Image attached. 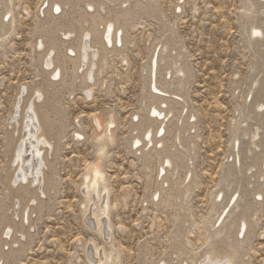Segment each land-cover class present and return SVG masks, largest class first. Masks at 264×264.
Returning <instances> with one entry per match:
<instances>
[{
    "label": "rangeland",
    "instance_id": "374dc122",
    "mask_svg": "<svg viewBox=\"0 0 264 264\" xmlns=\"http://www.w3.org/2000/svg\"><path fill=\"white\" fill-rule=\"evenodd\" d=\"M43 1H0L3 13L10 12L8 17L4 15L9 35L0 38V204L8 200L9 194L2 175L10 115L20 88L31 89L40 79L34 49L35 35L43 19L38 11ZM152 2L160 15L146 11L134 20L124 45L108 55L92 87L93 96L86 99L77 89L73 96L65 92L59 97L68 137L56 157L55 205L50 213L32 216L35 230L31 240L22 255L9 264H94L89 259L94 245L107 255L105 264H139L141 252H146L145 264H162L161 259L170 253L175 229L182 220L177 197L170 189L158 199L155 194L160 183L157 173L161 157H155L146 169L143 152L132 150L129 139L133 127L145 121L148 64L155 50L159 52L161 44L172 38L168 61L187 65L191 73L190 77L184 73L172 79L184 83L178 92L179 99L177 95L164 97L185 103L192 115L190 124L195 126L194 132L182 138L183 144L191 138L194 150L190 167L195 187L189 195L195 224L188 233L191 255L204 250L212 240L208 219L216 203L222 204L217 195L224 188L221 185L226 169L238 162L239 157L237 161L235 156L242 155L247 148L248 140L241 141L236 152L235 138L251 122L248 98L254 79L264 73V29L262 37L251 40L248 36V25L256 19L262 21L264 9L258 14L248 11V0ZM178 6L180 12H176ZM123 58L126 62L122 64ZM93 116H99L104 125L110 118L114 120L113 142L105 136L96 137ZM78 132L83 138L76 137ZM166 143L173 151V136L166 137ZM102 145L106 174L103 184L109 189L113 207L108 218L112 227L110 237L97 234L88 222L94 202L88 204V197L81 192L83 179L98 159ZM261 211L254 217L256 228L250 239L248 264H264V209ZM169 264H182L180 250Z\"/></svg>",
    "mask_w": 264,
    "mask_h": 264
},
{
    "label": "bare ground",
    "instance_id": "6f19581e",
    "mask_svg": "<svg viewBox=\"0 0 264 264\" xmlns=\"http://www.w3.org/2000/svg\"><path fill=\"white\" fill-rule=\"evenodd\" d=\"M262 2L264 0H248V11L261 13ZM3 11L0 6L2 39L10 32L4 20L10 12ZM38 11L43 19L35 35L34 51L40 79L31 89L23 87L18 91L6 136L7 159L2 181L9 194L8 200L0 204V264L12 263L22 255L35 230L32 216L50 213L55 205L58 189L56 157L68 137L65 114L58 106L59 97L65 92L73 96L78 89L82 97L91 98L92 87L106 65L108 55L124 45L126 32L132 28L134 20L146 11L160 15L152 0H44ZM177 11L180 12V6ZM248 26L251 40L263 36L264 19H256ZM173 41L174 38L161 44L159 52L156 49L152 55L145 80V121L133 127L129 139L132 150L143 152L141 157L146 169L155 157H161L157 173L160 183L155 195L159 199L171 189L181 211L182 220L174 232L173 248L161 262L169 264L175 252L180 250L182 264H248L250 239L256 228L254 217L264 209V73L254 79L248 98L251 104L247 114L251 122L241 128L235 138L236 152L241 141L248 140L247 148L242 155L235 156L239 161L226 169L221 185L224 188L218 190L217 195L222 204L216 203L208 219L212 240L204 250L192 256L188 233L190 235V229L195 225L189 204V195L195 187L194 171L190 167L194 150L191 149V138L184 144L182 138L184 134L194 132L195 126L190 124L192 115L188 114L185 103L164 98L181 96L178 92L184 83L172 79L184 73L190 77L191 73L187 65L168 61L167 52ZM121 62L125 63L126 59ZM263 66L264 61L262 69ZM93 117L96 137L103 139L105 136L113 142L114 120L110 118L104 125L99 116ZM134 120H138V116H134ZM83 136L81 132L76 135L78 139ZM171 136L175 141L173 151L166 143V137ZM104 151L103 147L85 175L81 192L88 197V204L94 202L88 222L97 234L110 237L112 227L108 218L113 207L109 189L103 184L106 180ZM5 246H8L7 251ZM90 250L92 263H106L108 257L100 249L94 245ZM145 256L146 252L140 253L139 264H145Z\"/></svg>",
    "mask_w": 264,
    "mask_h": 264
}]
</instances>
